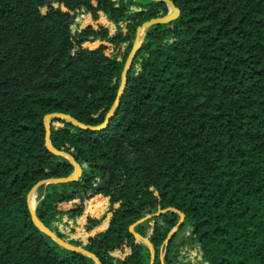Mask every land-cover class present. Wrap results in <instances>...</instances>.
I'll list each match as a JSON object with an SVG mask.
<instances>
[{
  "label": "trees",
  "instance_id": "obj_1",
  "mask_svg": "<svg viewBox=\"0 0 264 264\" xmlns=\"http://www.w3.org/2000/svg\"><path fill=\"white\" fill-rule=\"evenodd\" d=\"M172 1L179 17L148 29L107 127L53 121V146L83 173L41 185L36 215L63 238L54 226L61 216H81L91 198L85 215H100L108 197L109 225L83 247L102 264H150L149 248L129 227L170 208L134 227L152 244L153 264H162V252L163 264H183L185 245H198L208 264H264V0ZM81 10L117 27L125 22L127 32H74ZM167 11L150 0H0V264H94L31 221V188L73 170L46 149L43 117L61 112L100 125L136 28ZM98 39L127 42L122 60L103 45L83 46ZM177 211L184 220L164 245ZM115 250L128 254L114 258Z\"/></svg>",
  "mask_w": 264,
  "mask_h": 264
},
{
  "label": "water",
  "instance_id": "obj_2",
  "mask_svg": "<svg viewBox=\"0 0 264 264\" xmlns=\"http://www.w3.org/2000/svg\"><path fill=\"white\" fill-rule=\"evenodd\" d=\"M150 1H155V2H160L166 5L168 11L165 15L162 16H158L156 18H151L145 22H143L140 26H138L136 28L135 31V38L133 40L132 46L130 48V51L125 59L121 74H120V82H119V86L117 89V93L115 96V99L112 103V105L109 107L108 111L106 112L104 121L100 124V125H96V126H91V125H86L80 121H78L77 119H75L74 117H72L69 114H65V113H61V112H52V113H48L43 117V124H44V142H45V147L46 149L51 152L52 154L56 155V156H60L63 157L64 159H66L71 166L73 167L72 172L66 176V177H59V178H49L47 180L44 181H40L37 184H35L31 190L29 191L28 195H27V206L29 209V213H30V217H31V221L34 224V226L43 234H45L46 236H48L49 238H51L60 248L64 249V250H68V251H72L75 253H79L82 254L83 256L89 257L90 259H92V261L94 262V264H102V262L100 261V259L92 252L88 251L87 249H85L83 246L81 245H75L70 243L68 240L61 238L60 236L57 235V233L55 231H53L52 229L48 228L36 215V204L37 201L34 200V202H31V197L33 196V194H35V192L38 190V188L43 185V184H49V183H69V182H75L78 181L80 179V177L82 176L83 173V165H81L80 163H78L76 161V159L74 158V156L69 153L66 152L64 150H59L57 148H55L51 142L50 139V134H51V128H52V124L53 121H63V122H67L81 130H88V131H101L103 129H105L107 127V125L109 124L111 118L113 117L116 109L120 106V101L121 98L123 96V93L125 91L126 85H127V76L128 73L132 67V64L134 62V59L136 58L141 45L144 41V38L146 36V33L148 31V29L153 26V25H161V24H168L174 20H176L179 15H180V10L175 6V4L173 3L172 0H150ZM85 28V27H84ZM72 30L74 31V27L72 26ZM168 210H172L170 208L161 210L155 214L152 215H148L146 217H143L142 219H140L138 222H136L135 224L131 225L129 227V231L133 234V236L138 240L143 242L144 244L147 245V247L150 250V254H151V261L150 264H153L155 261V251L154 248L152 246V244L150 243V241L147 238H144L142 236H140L138 233H136L134 231V227L135 225L142 223L143 221L155 217V216H159L160 214H162L165 211ZM175 211V210H172ZM178 212V211H177ZM179 213V222L178 224L170 231L169 235L167 236L166 240L164 241V245L167 244V242L169 241V239L172 237V235L177 231L180 223L184 220V214L181 212ZM109 224V223H108Z\"/></svg>",
  "mask_w": 264,
  "mask_h": 264
},
{
  "label": "rangeland",
  "instance_id": "obj_3",
  "mask_svg": "<svg viewBox=\"0 0 264 264\" xmlns=\"http://www.w3.org/2000/svg\"><path fill=\"white\" fill-rule=\"evenodd\" d=\"M56 6V4H55ZM46 10V8H42L41 11L44 13ZM102 17H105L102 13H99V18L97 20H93L90 13H83V11H79L74 19V24H73V27H74V32L75 30H81L83 29L84 27H87V26H92L94 28H98V27H105L108 29V33H109V37H112L114 36L117 32H118V29L123 33L125 34L127 32V28H126V23L125 22H121L119 23L118 27L112 23L111 21L107 20L106 17H105V22L101 20ZM87 20L85 22H83L84 19ZM135 38V37H134ZM100 45H103L105 46V50H104V54L110 58H114L118 61H121L122 58L124 57V54L126 52V49H127V46H128V43L127 42H123V43H119V44H112L106 40H95L93 42H85L83 44L84 47L86 48H89V49H93V48H97L99 47ZM138 68V66H137ZM55 126H61L60 123L56 122L54 123ZM35 200L37 201V195H38V190L35 192ZM103 198H106V197H103ZM92 199V198H91ZM89 199V200H91ZM107 199V198H106ZM88 200L85 201L84 203V210H83V213H82V216L84 215V211H85V204ZM116 207V205H114ZM112 214V207L109 206V203H108V199H107V206H106V209L103 210V212L100 214V215H92V214H88L87 216V222L85 223V225H81V224H78V225H75L76 221H68L66 224L67 227L66 229L64 228H61L63 229V231L65 233H62L63 234V238L68 240V241H74V242H78L81 246L87 244V240L88 239H83V236L80 235L81 232H85L88 235H93V231H88V225H90L88 223V221H99L101 222L102 221V224L107 220V218ZM81 217V216H80ZM93 217V218H91ZM92 219H95V220H92ZM80 220V218L78 219ZM61 222H63V220H61L60 218L54 223V226L56 228V231H58V227L56 226V224H60ZM97 223V224H98ZM96 224V225H97ZM72 229V230H71ZM92 229V228H90ZM97 231V229H95ZM60 232V231H58ZM90 233V234H89ZM185 235H188V231L183 233L182 236H185ZM163 255H164V252L161 253L160 255V260L163 261ZM161 261V262H162Z\"/></svg>",
  "mask_w": 264,
  "mask_h": 264
},
{
  "label": "crops",
  "instance_id": "obj_4",
  "mask_svg": "<svg viewBox=\"0 0 264 264\" xmlns=\"http://www.w3.org/2000/svg\"><path fill=\"white\" fill-rule=\"evenodd\" d=\"M103 14V13H102ZM104 15V14H103ZM105 16V15H104ZM107 19V18H106ZM107 199H108V203H109V198L108 197H106ZM89 201V200H88ZM85 209H86V204H85ZM112 215V214H111ZM111 215L107 218V223H106V226L103 228V229H98L101 225H102V221L100 222L99 221V223L97 224V225H95L94 227H92V229H88V231H93V235H91L90 233V235H88V236H86V239H88L89 240V238L90 237H93V236H95L96 234H98V233H100V232H103L104 230H106V228L108 227V223H109V220H110V217H111ZM84 223H83V225H85V223L87 222L86 220H87V216H88V214H86L85 215V211H84ZM79 218H82V215H81V217L80 216H78V217H70L69 215H63V216H61L60 217V219L61 220H63V222H61L60 224H56V226L58 227V231H60V233H65L64 231H63V229L65 228L66 229V227H67V225L68 224H66L68 221H76V223H75V225H78V224H81L80 223V221L78 220ZM91 218H93V217H91ZM86 219V220H85ZM82 225V224H81ZM61 228H63V229H61ZM95 229H97V231L95 230ZM72 230V229H71ZM87 240V241H88ZM127 254H128V251H121V250H115V251H113V252H111L110 253V255L112 256V257H114V258H119V259H124L126 256H127ZM162 261V260H161ZM162 264H163V261H162Z\"/></svg>",
  "mask_w": 264,
  "mask_h": 264
},
{
  "label": "built area",
  "instance_id": "obj_5",
  "mask_svg": "<svg viewBox=\"0 0 264 264\" xmlns=\"http://www.w3.org/2000/svg\"><path fill=\"white\" fill-rule=\"evenodd\" d=\"M179 261L183 264H208L203 260L198 245H185L182 247L179 252Z\"/></svg>",
  "mask_w": 264,
  "mask_h": 264
},
{
  "label": "bare ground",
  "instance_id": "obj_6",
  "mask_svg": "<svg viewBox=\"0 0 264 264\" xmlns=\"http://www.w3.org/2000/svg\"><path fill=\"white\" fill-rule=\"evenodd\" d=\"M35 195H36V194H33V196L31 197V202H34V200H35Z\"/></svg>",
  "mask_w": 264,
  "mask_h": 264
}]
</instances>
